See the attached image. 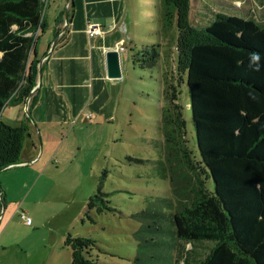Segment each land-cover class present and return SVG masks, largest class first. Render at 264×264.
<instances>
[{"label":"trees","instance_id":"trees-1","mask_svg":"<svg viewBox=\"0 0 264 264\" xmlns=\"http://www.w3.org/2000/svg\"><path fill=\"white\" fill-rule=\"evenodd\" d=\"M191 3L159 0L157 32L173 50L179 84L187 89L196 148L187 139L178 82L173 86L163 78L162 159L154 170L168 180L171 197L133 216L141 223L133 234L134 264H264V11L253 15L218 0L225 13L204 4L194 21ZM258 3L264 7V0ZM71 14L69 6L66 18L55 20L56 47L68 39ZM46 29L45 0H0V118L9 106L23 111L36 87L42 71L36 47ZM132 40L127 37L128 48ZM161 49L135 47L133 64L155 68ZM253 54L259 61L251 60ZM36 104L34 93L15 126L0 119V172L20 163ZM105 176L102 171L86 204L90 223L93 213L114 210L103 190ZM95 244L67 234L70 264H98L91 254Z\"/></svg>","mask_w":264,"mask_h":264},{"label":"rangeland","instance_id":"rangeland-1","mask_svg":"<svg viewBox=\"0 0 264 264\" xmlns=\"http://www.w3.org/2000/svg\"><path fill=\"white\" fill-rule=\"evenodd\" d=\"M224 1L235 8L243 6L253 15L260 16L264 11L258 0ZM214 2L218 0H192V20H198L196 16L204 4L225 13ZM63 8V0H45L49 35ZM159 8V0H129L127 36L135 45L128 48L126 42L120 58L121 77L117 81L121 93L112 120L79 123L68 131H57L56 140L44 149L38 162L0 172V181L5 185V197L1 192L0 199V264H70L71 251L64 246L67 234L94 240L91 254L98 264H134L137 243L133 234L141 223L133 216L158 209L157 205H162L159 200L171 197L168 180L154 170L162 159L159 121L166 106L163 78L173 86L178 82V103L184 107L187 139L189 146L196 148L187 89L183 81L179 84L173 50L167 49L168 42L157 32ZM45 36L41 34L37 44L42 49L39 57L45 52L46 41H53ZM153 44L162 47L158 65L141 69L133 64L135 47ZM17 112V107L3 112L6 125H16L13 121ZM48 152L53 154L51 158H47ZM102 171L106 174L103 190L109 194L108 205L114 210L93 213L95 222L90 223L85 216L86 204L96 192ZM22 215L30 220L29 225Z\"/></svg>","mask_w":264,"mask_h":264},{"label":"crops","instance_id":"crops-1","mask_svg":"<svg viewBox=\"0 0 264 264\" xmlns=\"http://www.w3.org/2000/svg\"><path fill=\"white\" fill-rule=\"evenodd\" d=\"M63 2L65 9L61 10L59 16L64 14L66 18L68 7H72L68 39L61 47L55 45L51 50L53 42L56 40L57 44L58 38L55 39L53 34L55 24L52 34L49 35L50 25L47 22L48 31L43 34H46V38L52 37L53 41H46L45 52L41 57L39 55L42 49L40 45L36 47L39 64L42 67L41 78L40 80L39 76L37 78L38 87L35 92L37 104L30 113L31 129L26 137V146H23L19 164L29 165L42 159L44 149L56 140L57 131H68L70 127H76L79 123L99 124L111 121L118 105L121 92L118 81L106 77L105 53L119 50L126 45L129 31V24L126 21L129 0H63ZM91 28H100L101 33L89 37L88 31ZM123 53L125 52L119 51L120 66ZM11 107L14 106L7 108ZM17 109L18 114L13 121L16 125L21 121L25 107L23 111L20 107ZM2 114L0 119L2 123L7 124L3 121ZM87 116L90 118L87 119ZM52 155L51 152L46 154L47 158H51ZM49 160L53 162V159ZM46 165L45 169L48 167ZM17 166L14 165L12 168ZM4 187L3 181H0L1 200L2 194L5 197Z\"/></svg>","mask_w":264,"mask_h":264},{"label":"water","instance_id":"water-1","mask_svg":"<svg viewBox=\"0 0 264 264\" xmlns=\"http://www.w3.org/2000/svg\"><path fill=\"white\" fill-rule=\"evenodd\" d=\"M55 45H56V40L53 42V44L51 46V50L55 47ZM48 55H49V53H48ZM105 62H106V77L110 80L120 79V77H121V66H120L118 50H112V51L106 52L105 53ZM40 70H41V64H39V71ZM38 76H39V80H40L41 72L38 74ZM37 87L38 86H36L32 90L29 98L26 101L25 112H27L29 100H30L31 96L37 91ZM26 115L29 116L27 113H26ZM17 165H25V164L21 163V164H17ZM10 167H12V166H9L7 168H10ZM7 168H5V169H7Z\"/></svg>","mask_w":264,"mask_h":264},{"label":"built area","instance_id":"built-area-1","mask_svg":"<svg viewBox=\"0 0 264 264\" xmlns=\"http://www.w3.org/2000/svg\"><path fill=\"white\" fill-rule=\"evenodd\" d=\"M100 33H101V29L100 28H91L90 31H88V36L89 37H94V36L99 35ZM124 50H125V45L123 47H121L118 51L123 52ZM86 118L89 119L90 116H87ZM21 218L24 219V216L22 215ZM24 220H25V223L27 225L30 224V220L29 219L25 218Z\"/></svg>","mask_w":264,"mask_h":264},{"label":"clouds","instance_id":"clouds-1","mask_svg":"<svg viewBox=\"0 0 264 264\" xmlns=\"http://www.w3.org/2000/svg\"><path fill=\"white\" fill-rule=\"evenodd\" d=\"M259 59H260V57H259V55H257V54H253L252 57H251V60H252V61H259ZM250 66H251V65H250ZM256 66L259 67L258 64H257Z\"/></svg>","mask_w":264,"mask_h":264}]
</instances>
